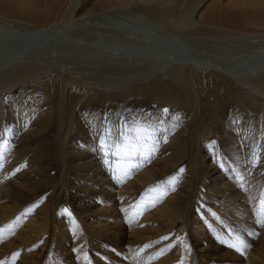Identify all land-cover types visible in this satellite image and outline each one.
Returning a JSON list of instances; mask_svg holds the SVG:
<instances>
[{"label":"bare ground","instance_id":"1","mask_svg":"<svg viewBox=\"0 0 264 264\" xmlns=\"http://www.w3.org/2000/svg\"><path fill=\"white\" fill-rule=\"evenodd\" d=\"M128 15L169 37L123 35ZM0 28V261L264 264L253 211L264 189V58L239 67L172 46L195 33L264 38V0H0ZM86 34L103 53L88 73L67 62ZM134 118L158 129L160 145L117 180L99 137ZM229 232L249 245L243 253L220 242Z\"/></svg>","mask_w":264,"mask_h":264},{"label":"snow or ice","instance_id":"2","mask_svg":"<svg viewBox=\"0 0 264 264\" xmlns=\"http://www.w3.org/2000/svg\"><path fill=\"white\" fill-rule=\"evenodd\" d=\"M164 111L167 112V109ZM157 130L158 129L151 123L137 120L135 118L130 122L125 121L117 126H105L99 137L96 150L102 154L103 162L108 166L115 179L119 180L122 176L129 175L130 169L139 167V164L133 163V158L142 157L147 159L148 156L154 153L155 145L159 142L155 136ZM5 148L6 145H0V155L3 154ZM259 159V153L254 152L251 160L252 165L255 166V164L259 162ZM179 171L183 172V169H180ZM233 171H235V169H233ZM235 178L241 182V187L243 188V177L237 174ZM176 180L177 177L172 176L168 178L167 183L174 185ZM149 191H155V189H149ZM163 195L164 193L160 192L157 199L161 198ZM155 202L156 200L149 201L145 207L152 206ZM137 207H139V205ZM253 211L257 218L256 222L264 225V189H261L258 193L256 206ZM63 213L71 216L68 209H64ZM72 223L75 229V220H73ZM8 228L10 229L11 225H9ZM3 231V229H0V239L3 238ZM227 236V239H221L220 242L227 244L236 251L243 253L244 249L249 247L241 236L233 235L231 232H229ZM161 239H167V237H162ZM218 239H220L219 236ZM175 243L182 244L183 242L179 237H177ZM150 246V244L145 245V247ZM173 246H175V244L169 245V248ZM184 247L187 248L186 245H184ZM141 251H143V249H141ZM164 251L165 250L162 249L156 254V256L151 258H157V256L162 255ZM18 256V252L13 253L11 262L0 261V264H14V261ZM83 260L85 261V264H90L87 254L83 256ZM178 264H183V257L180 261H178Z\"/></svg>","mask_w":264,"mask_h":264},{"label":"rangeland","instance_id":"3","mask_svg":"<svg viewBox=\"0 0 264 264\" xmlns=\"http://www.w3.org/2000/svg\"><path fill=\"white\" fill-rule=\"evenodd\" d=\"M131 16L132 15L124 16V19L122 18L120 20V22H119V23H121V25H124L123 27H125L124 30L123 29H120L121 31H119V32H123L122 33L123 35L125 34V31L126 30L128 32H133V33L138 31L137 34L134 37H139L140 36V30H141V31H144V35L145 34H149L151 37H153L155 39H158V40L167 39V37H169L168 35H162L159 32H158L159 34L156 33L157 32L156 29H154L152 27L141 26L140 25V21H139L140 19H138L136 22L135 21L133 22L131 20V18H134V17L133 16L131 17ZM128 19H129V21H128ZM122 22H123V24H122ZM127 23H128V25H127ZM125 24H126V26H125ZM134 27L137 30H135ZM89 32H92V31H88V33ZM128 32H126V34ZM88 35H91V33L88 34ZM88 35L86 34L87 44L88 45L86 44L82 48H78V47H74V49L72 48V50H71L72 57L67 60L68 64L70 63L69 65H74L76 67L79 65L80 66V69H83V68H84V70L85 69H88V70L84 71V73L90 72L89 68H87V67H90L91 68L92 63H90V62L93 61V62L97 63L100 60V55L103 54V53H101V51H99V50H101L100 45H97L98 43H96V42H99V40H97L96 37H95L96 38L95 39L94 36H90V38H88L89 37ZM106 35L107 36H104V37H102L100 39L101 45H106L107 46V45H111L112 44V41L111 40H107V39H113L111 37V36H114L113 33H108ZM117 35H116V38L119 37V39H122L121 38L122 36L120 37V33H118ZM165 36H167V37H165ZM192 36H193V38H196V39H194V40L191 39L190 37H192ZM221 36L222 35L219 36V35L214 34V33H211V32L209 34L208 33H205V34L202 33V35L200 33H195V34H192V35H190V36H188L186 38L185 37L184 38L183 37H180L179 39L177 38L176 39V43L175 44H172V46L173 47L176 46L179 49L181 48V49H187V50H189L190 48H192V50L190 49L189 51H194V52H198V51H196V48H198V50H201L202 52L206 51V53L210 52L211 54L210 53L209 54L210 55H214V56H217L216 54L224 55L225 57L227 56L229 58V60H231V63L232 64L239 65V67H242L243 65L248 64L247 62H245L246 59L253 60L254 58L259 57L261 55L264 58V53H263L264 52V38L258 37V38L250 39V41H247L249 39H247V40L246 39H243V38H238V39L236 38L235 39L234 37L228 38V37H225V36H222V37ZM134 37L132 36V38H134ZM188 39L190 41H192V42L194 41V43H195V41L198 42V45H197L198 47H196L194 44H191V42H189ZM205 41H207V43ZM88 42H90V43H88ZM92 44H94V45H92ZM202 46L205 47V48H202ZM259 46H260V49H259ZM200 48H202V49H200ZM237 48H238V50H236ZM242 48H244V49H242ZM62 49H64V47L63 48H60V50H62ZM64 50L66 51V48ZM208 50H210V51H208ZM240 50H242V51H240ZM46 52H47V50H46ZM244 52H245L246 55L244 54ZM259 52H261V53L258 54ZM247 53H249V54L247 55ZM256 54H258V56H255ZM217 57H219V56H217ZM252 57H253V59H252ZM256 59H258V58H256ZM231 63H230V66H231ZM82 72H83V70H82ZM175 128L177 129V126ZM175 128H173L171 130L172 131L173 130L175 131ZM21 130L22 129L16 130V132L13 134L14 136L12 135L9 138V146H10L11 143L13 145V142L12 141L17 136V133L19 131H21ZM164 140H165V138H164ZM158 144L160 145V142ZM7 152H9V151H7ZM7 152H6V155H7ZM1 165H2V163L0 164V169L2 168Z\"/></svg>","mask_w":264,"mask_h":264}]
</instances>
